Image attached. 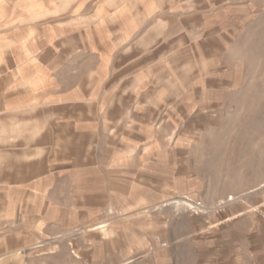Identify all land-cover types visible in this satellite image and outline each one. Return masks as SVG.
<instances>
[{"label": "crops", "instance_id": "1", "mask_svg": "<svg viewBox=\"0 0 264 264\" xmlns=\"http://www.w3.org/2000/svg\"><path fill=\"white\" fill-rule=\"evenodd\" d=\"M234 8L230 0H0V228L80 225L86 241H99L112 232L101 228L108 207L132 213L180 192L177 123L192 120L196 104L218 102L211 88L222 87L191 73L220 63ZM18 231L13 244L25 236ZM128 236L96 247L117 249L108 263L124 264ZM9 242L0 238V254Z\"/></svg>", "mask_w": 264, "mask_h": 264}, {"label": "rangeland", "instance_id": "2", "mask_svg": "<svg viewBox=\"0 0 264 264\" xmlns=\"http://www.w3.org/2000/svg\"><path fill=\"white\" fill-rule=\"evenodd\" d=\"M230 1L237 8L221 30L226 37L221 39L220 63L210 72L202 73V64L191 73L192 80L206 76L221 81V89L211 88L213 99L219 100L196 104L192 120L178 121V138L172 139L180 147L181 191L169 189L167 201L132 213L106 210L101 228L112 232L99 241L120 234L134 239L133 246H121L124 264L247 256H260L258 263L264 264V0ZM52 225L18 220L0 228V238L10 241L0 264L108 263L111 254L99 253L97 238L86 241L83 226L65 233ZM144 229L152 235L141 237ZM18 230L26 241L21 237L13 244ZM44 234L50 236L38 241ZM83 249L89 253L81 255Z\"/></svg>", "mask_w": 264, "mask_h": 264}]
</instances>
